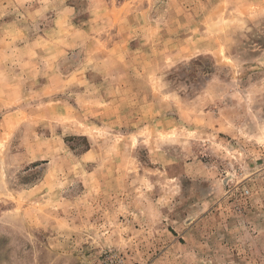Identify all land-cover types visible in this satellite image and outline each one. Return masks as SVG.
<instances>
[{
  "label": "rangeland",
  "instance_id": "1",
  "mask_svg": "<svg viewBox=\"0 0 264 264\" xmlns=\"http://www.w3.org/2000/svg\"><path fill=\"white\" fill-rule=\"evenodd\" d=\"M0 264H264V0H0Z\"/></svg>",
  "mask_w": 264,
  "mask_h": 264
}]
</instances>
